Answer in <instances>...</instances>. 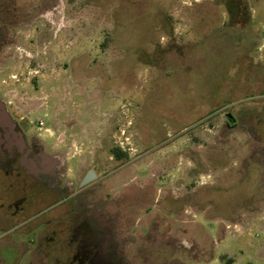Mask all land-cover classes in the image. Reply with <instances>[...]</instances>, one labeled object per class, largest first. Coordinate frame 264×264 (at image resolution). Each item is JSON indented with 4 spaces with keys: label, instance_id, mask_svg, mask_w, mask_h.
<instances>
[{
    "label": "rangeland",
    "instance_id": "374dc122",
    "mask_svg": "<svg viewBox=\"0 0 264 264\" xmlns=\"http://www.w3.org/2000/svg\"><path fill=\"white\" fill-rule=\"evenodd\" d=\"M0 7L3 109L61 186L121 204L103 264H264V0ZM40 188L16 213L0 172V264H80L72 203Z\"/></svg>",
    "mask_w": 264,
    "mask_h": 264
},
{
    "label": "flooded vegetation",
    "instance_id": "af4514ba",
    "mask_svg": "<svg viewBox=\"0 0 264 264\" xmlns=\"http://www.w3.org/2000/svg\"><path fill=\"white\" fill-rule=\"evenodd\" d=\"M0 9L2 8L0 7ZM5 34L6 16L2 9L0 11V53ZM235 122L236 120L231 118L230 123L233 125ZM39 146L40 144L36 141L27 143L19 122L7 108H0V172L6 178L16 181L18 189L23 192L14 205L11 204L10 206H14L16 213H24L28 209L33 193L41 191L40 186L47 190L50 188L61 195L66 194V198L72 203V208L65 216L71 223H80L79 230L77 229L78 235H75V240L79 243V251L75 252V259H78L80 264L105 263L101 257L109 249L108 240L110 238L103 240V234L112 237L110 232L117 227V223L123 222V217L119 213V211L121 212V204L117 200L113 203L115 208L109 209L106 203L100 202L99 206L98 203L93 204L86 201V194H83L80 189L71 193L67 186H61L60 178L55 169L57 163L51 160L48 155L40 153ZM26 176L32 177L33 183L28 185ZM87 176L91 177L90 171L85 175L80 186L85 187L96 179L94 173V177L82 185ZM11 186H14V183ZM1 206L3 205L1 204ZM88 223L96 224L89 225ZM103 223H108L109 227H103ZM98 245L100 246L98 247ZM116 253L115 250L111 252L112 255H116ZM107 263L110 264V262Z\"/></svg>",
    "mask_w": 264,
    "mask_h": 264
},
{
    "label": "water",
    "instance_id": "95a60500",
    "mask_svg": "<svg viewBox=\"0 0 264 264\" xmlns=\"http://www.w3.org/2000/svg\"><path fill=\"white\" fill-rule=\"evenodd\" d=\"M0 108H2V109L4 108L2 104H0ZM90 175H91V177H94V173L92 171H90ZM91 177L90 176H87L85 178V180L83 181L82 185L88 183L91 180Z\"/></svg>",
    "mask_w": 264,
    "mask_h": 264
},
{
    "label": "trees",
    "instance_id": "16d2710c",
    "mask_svg": "<svg viewBox=\"0 0 264 264\" xmlns=\"http://www.w3.org/2000/svg\"><path fill=\"white\" fill-rule=\"evenodd\" d=\"M112 154H113L115 157H117V158H122V157H123L122 153H120V151H119L118 149H113V150H112Z\"/></svg>",
    "mask_w": 264,
    "mask_h": 264
},
{
    "label": "built area",
    "instance_id": "2783aa9c",
    "mask_svg": "<svg viewBox=\"0 0 264 264\" xmlns=\"http://www.w3.org/2000/svg\"><path fill=\"white\" fill-rule=\"evenodd\" d=\"M38 126L41 129L44 126V122L43 121H40Z\"/></svg>",
    "mask_w": 264,
    "mask_h": 264
}]
</instances>
